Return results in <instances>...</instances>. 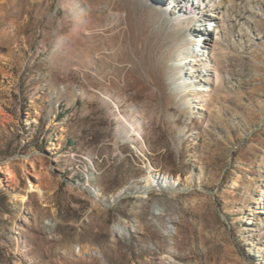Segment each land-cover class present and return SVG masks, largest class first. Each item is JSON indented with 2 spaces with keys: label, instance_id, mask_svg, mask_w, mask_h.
<instances>
[{
  "label": "rangeland",
  "instance_id": "obj_1",
  "mask_svg": "<svg viewBox=\"0 0 264 264\" xmlns=\"http://www.w3.org/2000/svg\"><path fill=\"white\" fill-rule=\"evenodd\" d=\"M240 1L220 38L164 0H0V264H264V16Z\"/></svg>",
  "mask_w": 264,
  "mask_h": 264
},
{
  "label": "bare ground",
  "instance_id": "obj_2",
  "mask_svg": "<svg viewBox=\"0 0 264 264\" xmlns=\"http://www.w3.org/2000/svg\"><path fill=\"white\" fill-rule=\"evenodd\" d=\"M164 1L167 2V7H168V11H169V13L165 14V17L173 18L177 22H182V23L185 21H188L189 19H192V18L196 19V21L198 23H203V22L208 20V21L213 23L212 26H213L214 31L216 32V35L220 38L225 37V34L227 32V26L225 25V21H224V19H225L223 16L224 12L221 9L223 6H216L215 2H217V0H164ZM251 1H253V0H251ZM251 1L250 0L249 1L242 0L236 4L238 20L243 21L244 23H246L249 26L253 25L254 20L257 17L261 18L264 16V12L260 9L261 3H263V2L259 1V0H255L254 1L255 2L254 8L253 7L248 8L247 5L249 3L251 4ZM209 8H210V10H208ZM255 9H257V11H255ZM207 10H208V12H210L208 14L209 17H207V12H206ZM259 10H261L262 12H260ZM73 13H74V11H73ZM114 16L117 17L118 21H121L123 19L122 14L114 15ZM236 17H237V15H236ZM77 18L80 21L82 20V19H80V17H77ZM202 26H204V25H202V24L199 25V27H197L198 29L197 28L195 29V27H194V30H203L204 28ZM81 27H82V23L78 22L76 25V28L80 29ZM211 29H212L211 27L208 28V31H210ZM245 35L246 34H244V36ZM241 36H243V34H241ZM59 41L65 43L66 45L70 44L69 39H61ZM217 41H218V39L214 42V44H211L210 43L211 40L208 39L207 46L209 48L204 47L195 56H186V61L180 65V68H182V70H183L182 73L184 76V81H183L184 86L183 87H188L190 85L193 86V84H195L194 86H197V84L199 82L205 81V77H203L204 75H202V69L199 70L197 68L200 65H202V66H206V65H212L213 66L214 65V56H215V50L217 47V44H216ZM194 43L196 44L195 48H199L198 46H201V43H197L195 39H194ZM194 54H195V52H194ZM220 56H221V58H224L226 55H225V53L221 52ZM189 66L191 67L190 69L188 68ZM199 71L201 72V74L198 75ZM235 76H236V74L233 75L232 78L236 79ZM201 77H203V78H201ZM195 78H201V79L195 81ZM207 89L208 90H206V91L212 90L211 88H207ZM203 90L204 89H202V87H201V91H203ZM128 125H129V128L131 129V131H133L134 133H138L135 129V126H136L135 124H132L129 122ZM150 179H151V181L148 185L149 188L158 187L160 189H170V188L175 187L177 185V182L171 181L168 178L151 176ZM30 189H31V191L36 192L38 194L40 200H42V201L46 200L47 190L45 188L31 184ZM125 190H126V193H129L128 189H125ZM123 193H124V189H122L118 193L117 197L121 196ZM98 197H99V195H98ZM261 213L264 214V211H262ZM51 225H54V224H51ZM115 229H116V231H118L119 233H121L122 235H124L126 237L130 236L131 233L134 231L133 229H130L127 227H122L120 225H116Z\"/></svg>",
  "mask_w": 264,
  "mask_h": 264
}]
</instances>
